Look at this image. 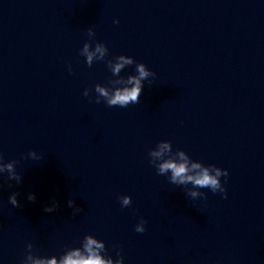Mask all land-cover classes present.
Wrapping results in <instances>:
<instances>
[{"label": "water", "instance_id": "95a60500", "mask_svg": "<svg viewBox=\"0 0 264 264\" xmlns=\"http://www.w3.org/2000/svg\"><path fill=\"white\" fill-rule=\"evenodd\" d=\"M89 28L108 58L156 73L139 104L82 95L111 76L79 56ZM161 140L226 169L227 199L192 201L158 176L147 152ZM30 150L42 159L21 160ZM0 154L22 176L0 178V264L85 234L124 264H264V0H0Z\"/></svg>", "mask_w": 264, "mask_h": 264}, {"label": "clouds", "instance_id": "9594fccd", "mask_svg": "<svg viewBox=\"0 0 264 264\" xmlns=\"http://www.w3.org/2000/svg\"><path fill=\"white\" fill-rule=\"evenodd\" d=\"M113 23L116 24L118 21L113 20ZM87 37L88 39L79 49V56L84 58V63L89 68L94 63L103 62L111 76L105 84L97 83L91 90L85 88L82 95L90 97L91 91L94 93V103H103L109 108L126 109L139 104L145 84L151 85L156 78V73L149 70L144 63L136 62L130 56L118 55L108 58V48L104 43L95 41V33L91 28L87 30ZM133 65L132 72L121 75L126 68ZM68 71L71 74L70 65ZM147 157L148 163L155 173L165 177L169 184L180 188L190 200H207V193L202 191L203 189H207L213 195L219 193L222 199H227L226 189L221 183V178H224L225 183L227 182L229 174L226 169H221L213 164L204 165L193 160L185 151L179 148L173 150L172 143L168 140L158 141L153 148L149 149ZM20 159L39 161L42 157L36 151L30 150L26 157L21 155ZM18 163L17 160L5 162L3 155L0 154V178H4L6 173L7 181H15L16 185H19L22 176L16 170ZM18 195L19 193L12 192L8 196V203L13 208L20 206L17 200ZM26 198L31 202L36 199L32 193H28ZM116 199L121 208H128L132 203V199L128 195H118ZM67 207L72 209L73 216L82 211L74 205V201L71 199L67 201ZM57 208L58 204L53 200L43 210L46 213H51ZM145 223L143 218H139L138 223L134 226V231L144 233ZM19 264H124V258L120 251L116 250L114 259L108 254L104 241L91 234H85L78 241V246L66 247L58 255H38L33 251L32 243H26L25 254Z\"/></svg>", "mask_w": 264, "mask_h": 264}]
</instances>
